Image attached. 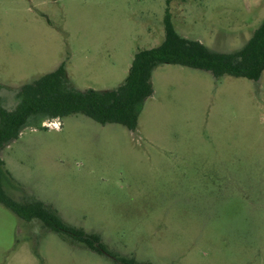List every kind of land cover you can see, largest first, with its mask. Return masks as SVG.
<instances>
[{
    "label": "rangeland",
    "instance_id": "374dc122",
    "mask_svg": "<svg viewBox=\"0 0 264 264\" xmlns=\"http://www.w3.org/2000/svg\"><path fill=\"white\" fill-rule=\"evenodd\" d=\"M167 9L219 52L264 19V0H0V104L62 62L67 88H118L135 53L163 42ZM152 83L135 130L82 112L26 127L1 151L6 192L138 263L264 264V74L163 63ZM19 244L39 264H121L0 203V264Z\"/></svg>",
    "mask_w": 264,
    "mask_h": 264
},
{
    "label": "trees",
    "instance_id": "16d2710c",
    "mask_svg": "<svg viewBox=\"0 0 264 264\" xmlns=\"http://www.w3.org/2000/svg\"><path fill=\"white\" fill-rule=\"evenodd\" d=\"M164 28L163 42L138 50L124 83L116 89L81 91L67 88L66 63L62 62L54 71L24 84L17 93L18 103L13 108L0 104L1 204L22 219H39L44 227L108 255L121 264H147L112 253L98 234L88 233L68 223L54 207L40 199L16 200L9 196L4 180L8 181L12 174L6 168L1 151L28 126L44 127L42 123L45 120L61 119L80 112L102 124L118 123L135 130L144 101L154 92L152 73L163 63L208 70L216 78L232 75L257 81L264 74V19L247 43L233 52L214 51L199 40L179 34L169 9L164 17Z\"/></svg>",
    "mask_w": 264,
    "mask_h": 264
},
{
    "label": "crops",
    "instance_id": "0c3cea01",
    "mask_svg": "<svg viewBox=\"0 0 264 264\" xmlns=\"http://www.w3.org/2000/svg\"><path fill=\"white\" fill-rule=\"evenodd\" d=\"M26 243H24V244H26ZM20 246H21V244H19L17 246V248L14 249V251L10 252L5 257V259L3 260V262H4L3 264H27L28 259H29L31 264H39V262L36 258L40 259V257L38 256L37 253H34V254L28 253V252H26L27 247L24 249H21Z\"/></svg>",
    "mask_w": 264,
    "mask_h": 264
},
{
    "label": "built area",
    "instance_id": "2783aa9c",
    "mask_svg": "<svg viewBox=\"0 0 264 264\" xmlns=\"http://www.w3.org/2000/svg\"><path fill=\"white\" fill-rule=\"evenodd\" d=\"M54 125H57V124L54 123Z\"/></svg>",
    "mask_w": 264,
    "mask_h": 264
}]
</instances>
